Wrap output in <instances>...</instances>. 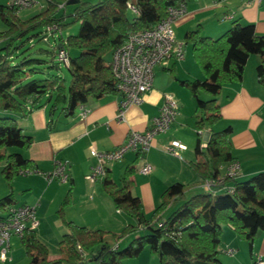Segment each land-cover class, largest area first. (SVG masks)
<instances>
[{"label": "trees", "instance_id": "obj_1", "mask_svg": "<svg viewBox=\"0 0 264 264\" xmlns=\"http://www.w3.org/2000/svg\"><path fill=\"white\" fill-rule=\"evenodd\" d=\"M67 1L45 0L43 10L27 19L18 16V9L0 4V19L6 26L0 32V38L5 41L2 48L5 52L0 53V166L8 185L20 171H36L35 163L22 153L32 144V137L18 126L15 115L26 113L24 109L29 104L31 108L48 105L50 115L73 117L88 99L118 94L109 66L113 51L131 33L152 28L166 16L169 6H185L188 0L79 1L70 14L57 15ZM128 4L136 9V14L129 10ZM65 17H71V24L79 23V30L63 38L59 29L66 25ZM46 26H56L53 35L59 32V46L67 54L69 50L76 52L73 56L68 54L69 64L65 67L70 79L67 83L57 75L39 76L43 68L34 65L44 61L12 55V49L39 35V40H43ZM17 40L19 43L13 48ZM184 42L191 44L193 59L204 75L203 79L179 81L196 100V160L189 165L201 182L211 180L210 191L186 198L187 187L174 182L161 193L151 216L145 217L140 199L131 192L134 163L143 156L138 152L132 164L124 168L120 187L107 175L102 182L115 208L135 223L114 233L67 221V232L59 243L60 258L51 261L47 247L35 230H26L19 243L30 260L27 264H122L123 259L136 257L145 247L157 258L158 264H222L218 255L223 226L230 227L252 248L256 233L264 230V171L243 181H238L237 176L217 179L215 171L235 160L229 140L231 128L214 127L221 119L217 96L224 84L242 81L250 55L259 56L255 73L264 91V35L257 34L252 24L240 23L237 19L216 39L202 35L195 28L185 34ZM59 48L55 46L49 52L51 62L56 61ZM165 70L173 72L171 68ZM202 92L208 95L207 99L200 97ZM205 129H208V138L201 148V134ZM70 192L71 185L62 204L69 202ZM13 203L11 192L1 197L0 212ZM174 203L179 206L164 217V211ZM141 230L144 233L132 238L122 250L118 242L105 240L108 234L119 241Z\"/></svg>", "mask_w": 264, "mask_h": 264}, {"label": "crops", "instance_id": "obj_2", "mask_svg": "<svg viewBox=\"0 0 264 264\" xmlns=\"http://www.w3.org/2000/svg\"><path fill=\"white\" fill-rule=\"evenodd\" d=\"M70 1L72 0H68L64 5ZM43 8L44 5L42 10ZM237 19L240 23L252 24L257 34L264 35V0H188L185 3V12L172 24L175 41L182 45V60L171 61L167 66H155L151 91L143 96L139 104L131 105L126 109L122 121L115 118L121 100L119 94L107 95L99 99H88L83 104L87 112L82 117L79 116V108L73 117H64L56 114L50 115L48 105L31 108L29 104L24 109L26 113L15 115L18 126L25 134L32 137V144L22 153L35 163L36 170L42 175L30 178L38 185L36 191H40L39 201L49 191V197L54 196V200L61 194V187L58 186L56 190L57 186L51 184L56 179L48 182L44 175L55 168L57 161H66L67 183L71 187L74 185L76 199L83 200L81 204L84 207V215L87 210L92 208L101 213L102 215L95 216V220L99 221H94L97 222L96 224L105 222L103 229L98 228L100 230L116 232L129 224L130 218L117 210L112 200L104 192L102 182L105 178L97 181L101 185L100 189L97 182L87 181L85 176L96 162L95 158L90 155V148L99 151L113 150L126 140L130 129L145 131L158 114L163 102V94L170 93L169 90L173 91L171 94L178 103L180 113L171 124L170 129L164 134L157 135L152 141V147L142 156L152 165V171L146 175L141 174L138 172L139 161L134 163L138 166L135 165V173L132 176L131 192L140 199L142 207H144V201L146 202V212L152 214L160 202L161 193L170 183L179 182L186 186L187 190L189 189L188 184H191L190 186L197 185V193L205 191L200 178L195 175L189 165L190 162L196 160L194 152L197 141L194 127L195 113L194 121L185 117L182 114L183 103L177 98L180 97L179 91L171 88L169 84L165 85L155 81L158 76L162 75L160 69L165 70V68H171L177 77L181 76L183 80L203 79L204 75L201 70H198L197 66H193L190 60L193 56L191 57L192 52L184 42L185 34L199 28L202 35L216 39L230 27L232 21ZM56 46H59V41ZM259 61L258 55H250L244 68L242 81L224 84L217 96L221 119L214 128L217 130L231 128L229 140L232 157L239 166L236 177L238 181H243L264 171V91L257 82L255 73ZM157 68L158 70H156ZM201 138L202 141L207 140L208 129L202 132ZM172 140H177L186 147L180 153L181 158L166 152L165 147ZM135 156L136 154L129 152L124 155L121 161L107 164L106 175L117 187L121 186L120 177L124 168L132 164ZM226 165V163L222 164L214 175L216 177L223 176ZM137 174L149 175L145 185L136 186L133 177ZM84 182L86 185L82 186L81 183L84 184ZM86 186L89 187V190ZM90 193L96 195L92 202L88 200ZM28 203L30 202L27 199V202L17 203L14 201L13 204ZM2 214L3 212H0V216ZM42 218L45 219L43 215ZM66 220L87 228H90L89 226L93 222L85 219L79 223L72 217L66 218ZM64 227L66 226L64 225ZM66 232L67 228L62 235ZM14 238L19 242V238ZM226 248L233 249L234 253L226 254L224 252ZM219 249L218 258L222 264H255L259 259L264 261V230L256 233L252 248H250L249 244L239 239L230 227L223 226ZM10 252L8 253V262L11 260ZM59 258V251L54 256H48L50 261Z\"/></svg>", "mask_w": 264, "mask_h": 264}, {"label": "built area", "instance_id": "obj_3", "mask_svg": "<svg viewBox=\"0 0 264 264\" xmlns=\"http://www.w3.org/2000/svg\"><path fill=\"white\" fill-rule=\"evenodd\" d=\"M33 3H35L34 0L6 1L8 6L18 10L30 8ZM127 6L132 13H137L131 4ZM184 12L185 6L183 4L169 6L163 19L152 28L131 33L127 41L111 54L109 66L115 79L117 93L121 96L115 115L116 120L122 121L126 109L131 105L139 104L143 96L151 91L155 66H167L171 61L182 60V45L175 41L172 24ZM55 30L56 26H46L43 40L48 41V36H52ZM55 59L64 66L69 64L68 54L63 47L56 51ZM86 112L87 110L83 106L79 107L80 117L84 116ZM178 114L179 106L176 99L171 93H164L158 114L152 119L150 126L145 131L130 129L126 140L113 150L99 151L90 148V155L95 158L96 162L85 176L87 181L95 183L104 179L107 174V164L121 161L124 155L129 152L134 154L142 152L144 155L152 147L153 139L170 129ZM205 142L200 143L201 148L205 147ZM185 149L186 147L177 140H172L165 147L167 153L178 158H181L180 153ZM140 160L138 172L144 175L149 174L153 169L152 165L144 158ZM66 166V162L57 161L54 170L44 175L45 179L48 182L55 179L62 183L67 182ZM31 171H20L19 174L25 175ZM238 171L237 162H229L226 165L225 174L217 177V179L221 180L225 176L236 177ZM211 184V180L202 183L205 191H210ZM36 206V204H11L2 211L3 214L0 216V262L9 259L11 237L20 239L26 230H35L38 227L39 222L35 214ZM224 252L232 255L234 250L226 248ZM255 264H264V261L259 259Z\"/></svg>", "mask_w": 264, "mask_h": 264}, {"label": "rangeland", "instance_id": "obj_4", "mask_svg": "<svg viewBox=\"0 0 264 264\" xmlns=\"http://www.w3.org/2000/svg\"><path fill=\"white\" fill-rule=\"evenodd\" d=\"M6 1L7 0H0V4L5 5ZM34 1L35 3H33V5L30 8L22 9L18 11V16L21 19H27L39 13L40 11H42V7L43 5H45V0H34ZM80 1H88L90 3H96L100 0H80ZM74 5L75 4L64 5V7H62L58 11L57 15H61L63 13L70 14L74 8ZM64 22L66 23V25L62 26L59 29L61 36L63 38H66L68 35H75L78 33L79 23L76 22V23L71 24L70 23L71 17H65ZM5 29H6V26L0 19V32L4 31ZM58 33L59 32L54 33L53 37L48 36V41L39 40V37H41V35H39L38 38H33L32 41L25 42L24 45H22L20 48L12 49L11 51L12 55L17 56V58L25 56L27 58L39 59V60L44 61L40 64L34 65L35 67H38L40 69L43 68V74L39 76L43 77V76H47V74L57 75L61 77L65 83H67L70 79V75H69L67 68L63 64L58 63L57 65L56 61L51 62V54L49 53L53 49V47H55L58 43V39H57ZM18 43L19 42L17 40L15 44L13 45L14 46L13 48H15ZM4 46H5V41L2 38H0V53L5 52V49H2ZM186 47L189 48V51L191 52V44H187ZM68 54L69 56H73L76 54V52L73 50H69ZM190 60L193 66H197V69L200 70L199 66L194 61L193 57ZM52 65H56V67H51ZM156 70H158V68ZM160 70H161L160 72L162 75L158 76L155 82L164 83L165 85L169 84L171 88L178 90L180 93V97L178 96L177 98L180 99V101H182L183 103L182 114L188 119H191L192 121H194L196 100L191 95L190 91L179 83V81L183 79L181 78V76L178 78L174 72L169 73L167 70H164V69H160ZM169 92L173 93L172 90H169ZM200 97L202 99H207L208 95L202 92L200 93ZM140 161L141 160H139V164H140ZM184 162H187V161L184 160ZM39 175H41V173H39L38 170L31 171V173L25 174V175L20 174L16 176L14 179H12L10 185H8L7 181L4 179V177L1 174V166H0V198L11 192L14 196V201L17 203L27 202V199H28V201L30 202L28 204L37 205L36 206V216L39 221V225L35 229L36 235L38 239L47 247L48 254L50 256L56 255L59 251V243L61 240L62 233L67 228V227H64L65 222L68 221L66 220V218L72 217L75 220H77L79 223H82V220L89 219L93 221L91 223L93 226L92 225L89 226L90 227L89 229L91 228L92 229H98V228L103 229L102 227H104L105 222L104 224H102L103 222H99V224H96L99 220L98 221L95 220V216L101 213H98L97 210H95V208L87 210L84 215L83 213L84 207L81 204L83 203V200L81 198L78 200L76 199V196L74 194V185L71 187L69 202L65 204H62V201L64 200L66 196L67 190L69 188V184L67 182L62 183L58 179L53 181V183L51 184L52 186H57L55 188L56 190L58 189V186L61 187V194L57 196L54 200V196L51 195L49 197V194H50L49 193L50 191H49L47 195H45L44 198L41 199V201H39L40 191L39 192L36 191L38 189V185L37 183L32 182L30 179L32 176H39ZM148 177L149 175L143 176L141 174H137L133 178L135 180L136 186L141 187L147 183ZM205 181H208V179L203 180L202 183ZM97 184H98L97 186H99V189H100L101 188L100 183L97 182ZM81 185L85 186L86 183L85 182L84 184L81 183ZM188 185H189V189L185 193L186 198H189L190 196L196 194L198 191L197 185H194V186H190L191 184H188ZM86 188L88 189L89 187L86 186ZM35 191L38 192V194H36ZM95 197L96 195L94 193H90V198L88 199L89 202H92L95 199ZM144 203L145 204L143 207V213L147 218H149L151 216V213L148 214L146 212L147 204L145 201ZM178 206H179V203H176L174 206H169L164 211L163 216L164 217L168 216ZM42 215L45 217V219L42 218ZM80 216H83V217H80ZM94 221H97V222H94ZM129 221H130L129 223H132V224L135 223V220L133 218L130 219ZM96 225H99V226H96ZM106 225H108V223H106ZM121 230L116 231L114 233H119ZM143 233L144 231L141 230L136 233L129 234L119 241H116L112 237V235L108 234L106 235L105 240L109 241L110 243L118 242V244H120V250H122L127 246V244L131 241L132 238L136 237V235H142ZM10 251H11L10 252L11 260L9 262L5 261V263L0 262V264H27L30 261L29 258H27V256L25 255L24 249L21 247L18 240H16V238L14 237L11 238V250ZM43 264H58V263H43ZM122 264H158V263H157V258L150 253L148 247H145L136 257L123 259Z\"/></svg>", "mask_w": 264, "mask_h": 264}, {"label": "water", "instance_id": "obj_5", "mask_svg": "<svg viewBox=\"0 0 264 264\" xmlns=\"http://www.w3.org/2000/svg\"><path fill=\"white\" fill-rule=\"evenodd\" d=\"M78 1L77 0H72V1H70V2H68V4H72V3H77ZM60 46H57V48H59Z\"/></svg>", "mask_w": 264, "mask_h": 264}]
</instances>
